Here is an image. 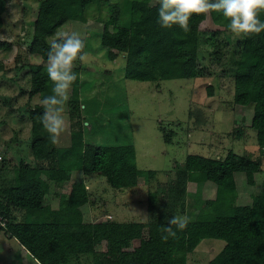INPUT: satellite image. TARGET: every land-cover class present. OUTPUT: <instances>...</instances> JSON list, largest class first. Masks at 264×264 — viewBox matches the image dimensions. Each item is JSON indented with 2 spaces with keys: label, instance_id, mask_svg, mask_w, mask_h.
Returning a JSON list of instances; mask_svg holds the SVG:
<instances>
[{
  "label": "trees",
  "instance_id": "trees-1",
  "mask_svg": "<svg viewBox=\"0 0 264 264\" xmlns=\"http://www.w3.org/2000/svg\"><path fill=\"white\" fill-rule=\"evenodd\" d=\"M109 1H35L38 12L32 22L30 52L45 62L48 38L59 27L67 22H96L102 25L100 47L105 51V60L123 59L125 79L158 84L202 76L199 59L207 50L202 52L201 47L219 33L218 29L208 30L209 24L221 27V32L231 33L227 20L217 12L193 16L191 31L185 33L178 26L171 29L160 26L158 0L154 5L150 4L151 0ZM20 2L27 0H0V29L10 5ZM121 16H129L127 26L120 25ZM260 19L264 21V12ZM207 33L213 35L203 39ZM7 47L0 41V51ZM29 70L32 162L18 167L15 185L0 189V215L7 219L5 230L35 262L68 264L72 258L94 254L93 264H187L188 256L197 246L203 240L212 239L222 240L225 245L208 264H264V193L254 195L250 205H238L235 180V174L243 173L247 184L254 185L261 163L233 151L223 159L188 155L181 172L170 176L173 185L169 190L158 188L148 192L147 221L105 220L85 226L84 209L91 210V203L84 177L100 176L112 188L123 190L136 187L140 179L151 184L159 172L137 168L135 148L130 141L123 145H103L99 135L97 141H91L80 118L78 128L69 127L67 145L52 144L38 119L43 112L41 103L30 101L50 95L53 85L44 65L31 64ZM81 70V65L74 68L77 80L72 85L73 99L67 102V107L75 112H79ZM233 84V110L242 113L247 107L252 108L248 127L255 132L257 144L264 148V32L239 42ZM104 106L107 108V103ZM107 114L112 112L104 114V118ZM121 126L124 130L125 125L121 123ZM185 181L212 183L214 197L203 202L202 210L189 219L183 231H177L175 238L162 241L161 227L167 226L166 217L184 214L181 210L185 208ZM50 183H70V191L59 196L55 206L43 203L50 192ZM159 193L163 198L159 199ZM158 199L159 205H156ZM97 246L105 247V252L96 254Z\"/></svg>",
  "mask_w": 264,
  "mask_h": 264
},
{
  "label": "rangeland",
  "instance_id": "rangeland-1",
  "mask_svg": "<svg viewBox=\"0 0 264 264\" xmlns=\"http://www.w3.org/2000/svg\"><path fill=\"white\" fill-rule=\"evenodd\" d=\"M19 1V0H15ZM30 1L29 3H27ZM37 0L13 2L0 29V41L9 47L0 51V189L15 185L17 169L32 162L28 92L30 90L31 64L46 65L30 52L33 36L32 22L37 16ZM113 3L112 0L109 1ZM156 0H151L154 5ZM93 18L94 16H88ZM105 19L106 16H96ZM129 16H121L120 25L127 26ZM208 30H219L213 41L202 45L204 55L199 59L202 76L197 79H173L157 83L124 78L123 59L106 61L100 47L102 25L96 22L81 24L67 22L57 32L77 31L85 42L87 63L81 65L79 112L65 105L66 131L59 145L69 143V127L81 126L91 141L97 135L103 145L127 144L135 148L136 165L142 171H158L157 180L151 184L140 179L134 188H112L105 178L84 177L89 191V208H85L84 224L111 220L116 222H145L149 216L148 192L158 188L169 190L173 184L170 176L181 172L188 155L223 159L229 151L245 155L261 163L255 174V184L248 185L243 173L235 174L238 205H250L254 195L264 193V148L256 141L255 132L249 129L252 108L242 113L233 110L234 70L243 39L233 33L221 32V27L209 24ZM209 31V32H210ZM207 33L203 39L212 36ZM228 35L231 36L228 37ZM110 70L109 73H104ZM211 92V94L209 93ZM73 88L69 100L73 99ZM41 100L34 98L32 104ZM107 101V102H106ZM109 101V102H108ZM112 106V109H107ZM116 103V104H115ZM86 106V107H83ZM107 114L104 118V114ZM122 117V118H121ZM125 129L123 130V126ZM86 125V126H85ZM121 126V127H119ZM123 130V131H121ZM184 216L197 215L202 204L214 197V186L209 182L185 181ZM70 191V183L54 185L43 203L56 205L59 196ZM164 195L158 194L159 199ZM159 199L156 205H159ZM162 209V208H161ZM18 216L19 212L14 211ZM7 220V219H6ZM5 218L0 215V264H38L6 230ZM146 232V231H145ZM222 240H203L188 256L187 264H208L224 247ZM105 247L97 246L95 253H104ZM94 254L72 258L68 264H93Z\"/></svg>",
  "mask_w": 264,
  "mask_h": 264
},
{
  "label": "clouds",
  "instance_id": "clouds-1",
  "mask_svg": "<svg viewBox=\"0 0 264 264\" xmlns=\"http://www.w3.org/2000/svg\"><path fill=\"white\" fill-rule=\"evenodd\" d=\"M158 3V23L164 29L178 26L188 33L191 31L190 21L193 16H207L217 12L227 20L228 30L237 37L250 38L264 32V21L260 19L264 12V0H158ZM85 47L77 31L57 32L49 40L45 70L53 86L51 94L40 101L43 112L38 119L49 134L52 144H58L66 131L65 105L72 85L77 80L74 71L76 62L88 61ZM188 223L189 218L184 215L166 217L167 226L161 227L164 233L162 241L175 238L177 231H183Z\"/></svg>",
  "mask_w": 264,
  "mask_h": 264
}]
</instances>
